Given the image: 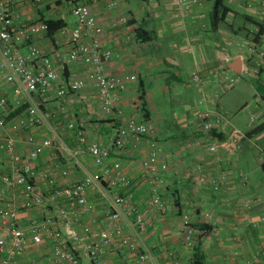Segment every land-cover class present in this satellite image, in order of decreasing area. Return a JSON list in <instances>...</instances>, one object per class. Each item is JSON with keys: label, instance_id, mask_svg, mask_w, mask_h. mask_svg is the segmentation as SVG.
<instances>
[{"label": "crops", "instance_id": "0c3cea01", "mask_svg": "<svg viewBox=\"0 0 264 264\" xmlns=\"http://www.w3.org/2000/svg\"><path fill=\"white\" fill-rule=\"evenodd\" d=\"M215 1L7 0L0 14L11 15L17 27L48 20L65 23L62 29L18 44L21 54L28 55L32 46L54 54L61 81L84 82L76 94L66 99L67 114H63L58 111L63 100L54 94L16 93L4 81L8 71L0 54V100L6 98L8 102L3 108L6 125L0 128V206L16 207L18 224L27 233L24 252L16 254L21 264H58L55 248L82 250L81 237H87L88 245L82 264H93L92 252H97L99 245L95 235L103 231L112 234L111 248L100 246L103 251L98 255L106 264H195L197 256L203 260L201 264H264V177H254L248 157V150H253L264 172V125L247 131V137L232 149L234 154L222 149L210 152L214 140L200 126L201 113L215 111L223 112L230 126L235 127L221 105V96L215 98L219 91H231L224 92L220 86L222 72L218 73V69L223 61L229 60L226 67L240 79L238 84L247 78L256 87L264 80V60L249 52L251 33L261 28L255 22L264 27V0H225L229 11L218 26L212 23ZM78 3L90 6L103 28V49L112 52L111 59L104 63L105 73L116 79L138 78L124 91L113 93L110 113L102 110L97 87L89 79L91 66L70 64L64 71L60 69L67 56L69 30L76 23L72 8ZM141 32L142 37L151 35L154 39L143 41ZM256 49H264V43ZM235 60L241 63L239 73L230 68ZM194 74H200L206 84H194ZM31 100L53 113L48 126H21L13 132L12 124L26 117ZM254 104L253 113L264 118V93L255 97ZM201 105L206 109L201 110ZM131 118L152 122L154 132L130 138L124 148H115L105 160V168L120 164L119 170L113 172L116 188L111 193H104L108 190L106 183L100 188L91 187L85 193L90 208L70 210L66 198L54 193L75 188L100 172L88 147L112 146L119 128ZM70 124L74 125L72 129ZM218 131V139H228L229 125ZM10 135L21 161H14L13 154L4 147ZM29 137L35 139V144L49 139L51 146L31 160L35 144L28 142ZM154 142L169 162L166 189L162 192L163 212L148 206L152 191L142 178V160ZM26 165L32 167L28 182L36 196L46 200L45 206L24 208V186L10 188L1 179L5 175L17 176V170ZM213 180L217 181V189L211 184ZM124 181L130 184L125 186ZM115 195L125 197L145 215L148 226L138 238L131 226L134 217L113 222L108 216ZM185 216L190 226L207 230L208 234L188 239ZM34 226H40V243L32 239ZM6 227L0 225V239L9 242ZM55 232L61 233L59 240L53 238ZM125 238L137 239L139 249L130 251L123 246ZM144 249L151 257L141 262Z\"/></svg>", "mask_w": 264, "mask_h": 264}, {"label": "built area", "instance_id": "2783aa9c", "mask_svg": "<svg viewBox=\"0 0 264 264\" xmlns=\"http://www.w3.org/2000/svg\"><path fill=\"white\" fill-rule=\"evenodd\" d=\"M41 0H36L40 2ZM7 6V0H0V10ZM72 14L76 19L75 26L69 30L68 50L65 58V64L60 66V69L64 71L65 67L70 64H83L85 66H91L92 71L89 73V79L97 87L99 94V101L102 110L105 113H110L113 109V93L124 91L128 83L136 82L137 76H130L123 79H116L108 76L104 71V63L111 59L112 52L108 49H103L100 35L103 32V28L98 23L97 18L92 13L90 6L78 3L72 8ZM126 20L124 19L123 22ZM66 31V30H64ZM48 32V24L45 22H36L25 26L13 25L11 15L6 13L0 14V54L3 59L4 69L8 71L5 74L4 81L10 86L14 87L16 93L22 92L30 96L32 93H39L41 96H48L54 94L57 99L63 100L59 110L63 114H67L65 101L70 96L78 92L84 86L83 81L69 82L68 84L61 81L59 70L55 66L54 54H45L40 49L32 46L28 55L21 54L18 49V44L26 41H30L35 36ZM253 38L250 42V53H256L258 57L264 60V49L257 50L259 43H264V27L261 30L256 29L252 33ZM229 60L223 61V64L218 69V73L222 72L220 80V86L222 90H232L240 81L238 77L229 73L226 65ZM2 77H0V80ZM191 81L196 85L204 86L206 84L205 79L200 74H194ZM219 94L215 95L218 100ZM214 99V98H213ZM8 105L7 99L0 100V128L6 125V120L3 115V108ZM53 117L51 111H44L40 106L33 103L27 110V115L24 119L16 124H12L11 130L13 132L19 130L21 126L28 127H44L48 126L50 119ZM200 126L202 132L209 136L213 132L218 131L221 126L229 125V132L227 133L228 139L220 140L213 138V142L210 145V152L218 153L219 150H225L229 153H233L232 149L238 145L243 139L247 137V133L242 130L230 126L227 117L223 112L205 111L201 113ZM264 125V118L258 114L253 113L251 115L249 127L250 131ZM71 129L73 124L69 126ZM155 130V126L152 122L138 121L131 118L127 123L119 128L116 133V137L112 146L108 148H101L98 145H91L88 147L89 155L92 158L93 163L102 170L97 174L89 177L84 183L77 185L75 188L67 189L63 192L56 191L54 194L58 196H64L68 202L70 210L77 208L89 209L90 204L85 196L87 189L100 188L102 183H106L108 190L104 193L108 195L116 188V181L113 178V172L118 171L120 164H114L113 168H105L104 163L107 158L111 156V153L116 149H122L126 145L127 141L132 137H144L149 136ZM28 142L35 144V139L29 137ZM51 146V140L46 139L40 144H35L32 152L30 153L31 160L38 158L46 147ZM5 149L13 154L14 161H21V157L16 155L15 152V139L10 135L4 145ZM235 153V152H234ZM233 153V154H234ZM261 161L264 164V150L262 153ZM143 179L149 184L152 191V198L148 201L150 208H155L160 212L165 210V204L162 199V192L166 189V173L169 171V162L163 158L161 149L154 143L151 145L150 153L142 160ZM32 174L31 165H26L21 170H17L15 177L5 175L1 179L8 187L24 186V208H31L33 206H45V201L36 196L35 188L28 182L29 176ZM123 184L128 186L130 183L124 181ZM212 186L217 189V181L211 182ZM3 199V192H0V200ZM64 214V212H63ZM134 217V222L131 226L136 231L135 237H139V233L146 230L148 223L143 212L129 203L125 197L115 195L111 201V210L108 212V216L113 222L114 220H127L129 216ZM188 216H185V225L187 229V238L192 236H204L208 234L207 230H196L190 226ZM205 218H209L208 214H205ZM6 225V231L10 237V241L6 239H0V264H21L16 258V254L23 253L25 250V244L27 241V233L20 228L18 224V209L14 206H0V225ZM39 227L34 226L31 229L33 234V241L40 243L41 238L39 235ZM45 227V226H44ZM42 227V228H44ZM111 232L103 231L96 234L98 238L97 252H92L93 264H106L100 261L98 255L103 249H109L112 246ZM55 240L61 238V233L55 232L53 234ZM87 237H81L80 243L83 246L82 250H73L66 246H58L54 250L55 262L58 264H82L84 255H87ZM123 246L127 247L130 251H137L139 249L138 241L135 239L131 241L128 238L123 240ZM88 248V247H87ZM100 251V252H99ZM99 252V253H98ZM6 253L8 256L3 257L2 254ZM151 257V254L144 249L140 256V261L144 262Z\"/></svg>", "mask_w": 264, "mask_h": 264}, {"label": "rangeland", "instance_id": "374dc122", "mask_svg": "<svg viewBox=\"0 0 264 264\" xmlns=\"http://www.w3.org/2000/svg\"><path fill=\"white\" fill-rule=\"evenodd\" d=\"M261 82L262 83H259L255 87L250 83V79L244 78V80L231 91L225 94L219 91L222 99L221 105L226 108L227 115L232 124L242 130V132L246 133L250 130L249 123L255 109V97L264 93V80ZM200 109L204 110L206 106L201 105ZM245 147H247V144H245ZM254 153L253 150H248L250 170L253 171L252 174L257 179L259 176L264 177V172L260 169L259 164L256 162L257 160L255 161L253 157Z\"/></svg>", "mask_w": 264, "mask_h": 264}, {"label": "trees", "instance_id": "16d2710c", "mask_svg": "<svg viewBox=\"0 0 264 264\" xmlns=\"http://www.w3.org/2000/svg\"><path fill=\"white\" fill-rule=\"evenodd\" d=\"M224 2H225V0H216L215 1L214 12H213V16H212V23L214 26H218L220 23H222L225 20V17L229 11ZM45 23L48 24V32L49 33H53L54 31L62 29L65 26V23L61 22V21L48 20ZM255 23H256V25L261 27V30L263 29L262 24L257 23V22H255ZM246 31H248V30H246ZM142 35H144V32L140 33V37L143 41H151L154 39V36L150 35L148 38H144V37H142ZM211 136L218 138L221 135L217 134V132L215 131V132L211 133ZM263 169H264V164H263ZM202 261L203 260H201V258H199L197 256L195 264H201Z\"/></svg>", "mask_w": 264, "mask_h": 264}, {"label": "water", "instance_id": "95a60500", "mask_svg": "<svg viewBox=\"0 0 264 264\" xmlns=\"http://www.w3.org/2000/svg\"><path fill=\"white\" fill-rule=\"evenodd\" d=\"M230 68L236 73H239L241 70L240 60H235L233 63H231Z\"/></svg>", "mask_w": 264, "mask_h": 264}]
</instances>
